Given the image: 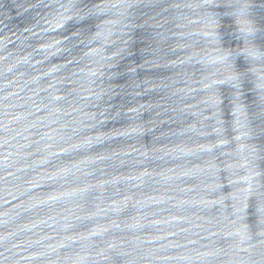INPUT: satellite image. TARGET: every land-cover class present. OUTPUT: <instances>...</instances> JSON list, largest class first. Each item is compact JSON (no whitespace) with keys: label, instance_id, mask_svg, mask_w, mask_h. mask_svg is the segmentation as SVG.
<instances>
[{"label":"water","instance_id":"water-1","mask_svg":"<svg viewBox=\"0 0 264 264\" xmlns=\"http://www.w3.org/2000/svg\"><path fill=\"white\" fill-rule=\"evenodd\" d=\"M248 47L264 0H0V264H264Z\"/></svg>","mask_w":264,"mask_h":264},{"label":"clouds","instance_id":"clouds-1","mask_svg":"<svg viewBox=\"0 0 264 264\" xmlns=\"http://www.w3.org/2000/svg\"><path fill=\"white\" fill-rule=\"evenodd\" d=\"M244 12L245 10L242 8L240 11H239V15L243 16L244 15ZM252 29L251 28H246V33L248 35H251L252 34ZM245 55H247L250 59L252 60H258V59H261V58H264V52L254 48V47H248L246 50H245Z\"/></svg>","mask_w":264,"mask_h":264}]
</instances>
